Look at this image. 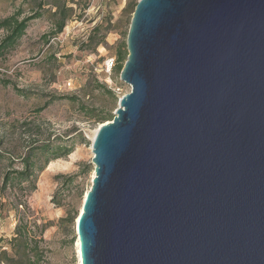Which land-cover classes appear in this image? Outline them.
<instances>
[{
    "label": "water",
    "instance_id": "water-1",
    "mask_svg": "<svg viewBox=\"0 0 264 264\" xmlns=\"http://www.w3.org/2000/svg\"><path fill=\"white\" fill-rule=\"evenodd\" d=\"M126 49L80 264H264V0H138Z\"/></svg>",
    "mask_w": 264,
    "mask_h": 264
},
{
    "label": "rangeland",
    "instance_id": "rangeland-1",
    "mask_svg": "<svg viewBox=\"0 0 264 264\" xmlns=\"http://www.w3.org/2000/svg\"><path fill=\"white\" fill-rule=\"evenodd\" d=\"M54 1L0 0V20L16 13L20 18L41 13L0 56V153L16 161L33 140L59 138L72 144L69 154L36 173L35 190L20 197L19 210L37 225L31 227L41 257L37 264H78L76 218L71 217L78 216L91 185V141L98 127L85 111L93 108L114 115L118 99L130 90L107 66L116 62L118 49L126 43L132 14L127 12L130 0H61L73 14L62 32L53 34ZM97 24L99 33L109 32L105 43L92 49L84 43ZM4 34L0 29V38ZM14 87L28 96L19 95ZM78 131L85 137L83 143L74 140ZM6 169L3 162L0 181ZM12 198L9 191L5 196L0 193L3 246L17 222Z\"/></svg>",
    "mask_w": 264,
    "mask_h": 264
},
{
    "label": "trees",
    "instance_id": "trees-1",
    "mask_svg": "<svg viewBox=\"0 0 264 264\" xmlns=\"http://www.w3.org/2000/svg\"><path fill=\"white\" fill-rule=\"evenodd\" d=\"M138 0H130L127 5V12L133 13L134 7ZM54 7L53 15V34L62 32L66 22L73 14V8L66 6L61 0H55L52 3ZM41 15L39 11H33L30 15L20 18L18 13L11 14L0 20V29L5 30V34L0 38V56H2L9 48H11L24 34L29 22L38 18ZM130 23V22H129ZM101 24L95 25L89 32V35L84 45L89 44V48H96L105 43V38L109 30L105 29L99 33ZM83 44V43H82ZM127 49L126 43H123L121 48L117 51V60L110 71L116 74L120 70L126 60ZM16 93L22 96H28V92L24 89L14 87ZM111 96H115L111 91H107ZM115 99V97H114ZM85 114L94 119L98 125L111 120L113 115L110 111L97 110L89 108ZM79 143L85 141V137L81 131H78L74 137ZM72 144L68 145L59 138H47L46 140H33L27 146L25 151L18 157L16 161L11 156H4L0 153V165L4 162L6 170L1 175L0 193L5 196L7 192L12 194V208L17 215V222L14 227L12 237L6 241L7 245H0V264H37L38 257V241L32 235L31 227H37L35 221L26 219L19 207L22 208L20 197L35 190L36 173L42 171L49 162L66 156L72 149ZM17 164V165H16ZM17 166V167H14ZM77 218V215L71 219ZM3 240L0 238V243Z\"/></svg>",
    "mask_w": 264,
    "mask_h": 264
},
{
    "label": "bare ground",
    "instance_id": "bare-ground-1",
    "mask_svg": "<svg viewBox=\"0 0 264 264\" xmlns=\"http://www.w3.org/2000/svg\"><path fill=\"white\" fill-rule=\"evenodd\" d=\"M95 133V132H94ZM93 136H94V134H93ZM92 139H93V137H92ZM80 212H81V209H80ZM79 212V213H80ZM77 254H78V258H79V262H78V264H80V249H79V241L77 240Z\"/></svg>",
    "mask_w": 264,
    "mask_h": 264
},
{
    "label": "built area",
    "instance_id": "built-area-1",
    "mask_svg": "<svg viewBox=\"0 0 264 264\" xmlns=\"http://www.w3.org/2000/svg\"><path fill=\"white\" fill-rule=\"evenodd\" d=\"M108 64H109V62H108ZM108 64H106V65H108ZM111 66H112V61L110 62V66H109V65L107 66V70H108V72H110ZM68 84H69V83H68Z\"/></svg>",
    "mask_w": 264,
    "mask_h": 264
}]
</instances>
